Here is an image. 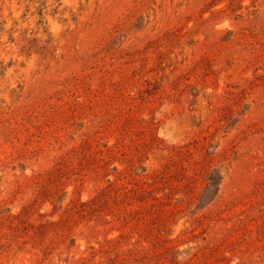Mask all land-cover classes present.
Instances as JSON below:
<instances>
[{
    "label": "rangeland",
    "instance_id": "1",
    "mask_svg": "<svg viewBox=\"0 0 264 264\" xmlns=\"http://www.w3.org/2000/svg\"><path fill=\"white\" fill-rule=\"evenodd\" d=\"M0 264H264V0H0Z\"/></svg>",
    "mask_w": 264,
    "mask_h": 264
}]
</instances>
